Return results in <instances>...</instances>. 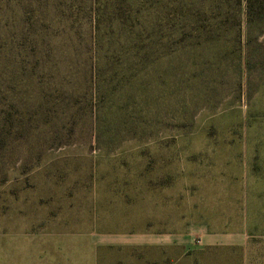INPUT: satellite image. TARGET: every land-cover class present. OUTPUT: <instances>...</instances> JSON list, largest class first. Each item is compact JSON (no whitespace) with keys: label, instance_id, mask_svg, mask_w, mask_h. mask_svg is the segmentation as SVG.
<instances>
[{"label":"rangeland","instance_id":"374dc122","mask_svg":"<svg viewBox=\"0 0 264 264\" xmlns=\"http://www.w3.org/2000/svg\"><path fill=\"white\" fill-rule=\"evenodd\" d=\"M236 13L93 136L0 153V241L36 253L62 226V242L97 237L100 264H264V12Z\"/></svg>","mask_w":264,"mask_h":264},{"label":"trees","instance_id":"16d2710c","mask_svg":"<svg viewBox=\"0 0 264 264\" xmlns=\"http://www.w3.org/2000/svg\"><path fill=\"white\" fill-rule=\"evenodd\" d=\"M238 8L250 20L264 0H0V153L93 136L101 110L137 107L147 76Z\"/></svg>","mask_w":264,"mask_h":264},{"label":"crops","instance_id":"0c3cea01","mask_svg":"<svg viewBox=\"0 0 264 264\" xmlns=\"http://www.w3.org/2000/svg\"><path fill=\"white\" fill-rule=\"evenodd\" d=\"M49 233L53 237H49V241L45 239L42 250L36 249V253L34 238L23 240L17 236L12 240V247L10 241L5 244L0 241V264H100V248L104 244L100 243L97 237H91L84 243L78 239L74 240L73 237L62 242V226L49 228ZM17 240L18 244L15 243ZM138 247L142 249L144 256L148 248L161 250L160 242H142Z\"/></svg>","mask_w":264,"mask_h":264}]
</instances>
